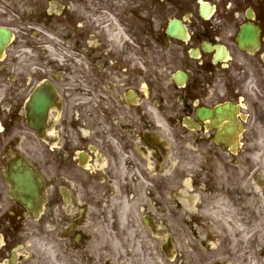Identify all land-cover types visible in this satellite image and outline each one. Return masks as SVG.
Returning a JSON list of instances; mask_svg holds the SVG:
<instances>
[{
	"label": "flooded vegetation",
	"instance_id": "flooded-vegetation-1",
	"mask_svg": "<svg viewBox=\"0 0 264 264\" xmlns=\"http://www.w3.org/2000/svg\"><path fill=\"white\" fill-rule=\"evenodd\" d=\"M0 29V264H264V0H0Z\"/></svg>",
	"mask_w": 264,
	"mask_h": 264
},
{
	"label": "rangeland",
	"instance_id": "rangeland-1",
	"mask_svg": "<svg viewBox=\"0 0 264 264\" xmlns=\"http://www.w3.org/2000/svg\"><path fill=\"white\" fill-rule=\"evenodd\" d=\"M44 54L38 53V57L41 61H47L49 60L48 54H45L46 56H43ZM255 222H258L259 225L254 228L253 230H250L248 232V239H249V244H261L262 247L264 248V212H258L257 214H254V219ZM253 239V240H252ZM256 239V240H255ZM187 241L190 242V239L187 238ZM190 248H193V245L191 242L189 244H184L182 246L183 252L191 255L192 252ZM175 249V246H174ZM151 251V258H152V264H154V257L158 255V248L155 250V245L153 243L152 249L150 248Z\"/></svg>",
	"mask_w": 264,
	"mask_h": 264
},
{
	"label": "water",
	"instance_id": "water-1",
	"mask_svg": "<svg viewBox=\"0 0 264 264\" xmlns=\"http://www.w3.org/2000/svg\"><path fill=\"white\" fill-rule=\"evenodd\" d=\"M1 33V32H0ZM2 39H3V43L5 44L6 43V40H7V37L3 34H1L0 36Z\"/></svg>",
	"mask_w": 264,
	"mask_h": 264
}]
</instances>
